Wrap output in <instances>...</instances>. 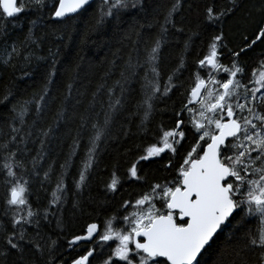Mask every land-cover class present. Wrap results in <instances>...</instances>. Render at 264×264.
I'll return each mask as SVG.
<instances>
[{
	"label": "snow or ice",
	"instance_id": "snow-or-ice-1",
	"mask_svg": "<svg viewBox=\"0 0 264 264\" xmlns=\"http://www.w3.org/2000/svg\"><path fill=\"white\" fill-rule=\"evenodd\" d=\"M88 3L89 0H51L50 5L49 0H0V37L8 35L9 25L22 27L20 17L29 11L47 12L51 21L66 22L74 19L73 14L78 15ZM103 4L107 11L102 8L98 24L105 17L112 16L113 10L135 9L138 5L143 8V0H103ZM229 5L217 10L212 4L204 9L206 23L220 25L221 28L219 34L211 37L207 51L194 62L195 71L191 73V82L187 86L180 80L182 72L187 70L183 57L163 84L157 66L169 26L176 32L184 31L183 27H177L178 23H184L183 18L180 21L175 18L180 11L181 0H173L170 7L159 10L163 15L162 21H155L160 27L159 38L154 41V46L145 49L147 56L143 63L139 59L133 63L129 54L126 62L129 74L121 71V80L115 84L120 86L123 97L127 91L124 85L137 74V69L147 66L141 85L143 99L137 104V108L143 110L141 127L145 133L148 131L146 124L156 111L155 101L171 99L177 93L182 99L178 107L175 103L172 106L173 127L165 129L161 124L160 135L154 143L146 146L135 144L126 149L129 153H137L126 170V179L148 184L147 174L141 175L145 164L158 162L155 158H162V154H170L163 168L174 169V175L172 179L151 183L147 191L134 197L129 194L130 198L123 200L117 212L102 227L96 222L89 223L81 234L73 236L69 246H83V249L71 264H203L204 254L220 239L222 225L233 221L235 225L229 235L232 243L218 253L217 264H264V59L252 69L247 82H244L246 70L239 63L240 57L258 41L264 43V16L255 21L249 13L244 21L256 24L255 38L250 39L242 33L243 46L239 50L228 49L222 26L227 18L236 15L240 0H229ZM29 24L23 41H13L10 45L5 42V66L16 67L11 61L14 56L21 55V48L26 42L39 47L33 38L36 21H29ZM196 35L199 33L193 32L189 36L185 42L186 50L191 46L192 36ZM224 49H228L229 64L222 62ZM133 51L138 53L135 48ZM24 59L29 61L27 56ZM55 63L53 60V70L48 73L43 90L20 105L18 116L21 123L31 104L35 105L37 115L47 116L52 111L57 96L49 86L54 83ZM112 64L115 66V61ZM72 89L70 82L66 85L60 107L53 115V123L46 130H40L41 137H49L64 120V104ZM114 93V88L108 89L109 100L103 123L94 120L91 124V146L75 181L80 191L86 187L89 170L97 163L99 142L106 137L114 115L124 107L121 97L112 98ZM96 95L93 93L94 98ZM7 98L5 95L4 99ZM13 110H16L15 106ZM80 120V128L86 127L88 118L82 115ZM186 129L191 131L194 143L177 164L174 159L187 138ZM20 131L14 126L11 128L14 134ZM27 135L30 136L31 132ZM80 135L77 130L72 152L61 168L70 166L69 161L79 147ZM123 135L127 138L132 133L129 129ZM16 141L17 135H12L10 140L0 144L3 215L8 218L7 225L0 221V258L5 264L9 257H12L11 264H35L34 253L43 254L44 251L40 243L44 239L41 236V220L51 223L49 216L56 215L51 209L59 210L65 200L64 174L57 179L43 214L40 209L33 210L29 202L30 181L25 178L28 169L24 161L17 158L21 149H10V144ZM24 141L25 137H19L20 143ZM44 143V139H40L41 148L32 158L33 175H39L36 169L43 159ZM24 150L27 151L26 145ZM44 177L49 179V172L46 171ZM124 182L117 173V166H114L106 189L119 193ZM253 220L256 222L254 227L251 226ZM59 224L58 220L57 226ZM29 227L34 232H29ZM55 244V240L50 241L49 251ZM49 264H52L51 260Z\"/></svg>",
	"mask_w": 264,
	"mask_h": 264
},
{
	"label": "trees",
	"instance_id": "trees-1",
	"mask_svg": "<svg viewBox=\"0 0 264 264\" xmlns=\"http://www.w3.org/2000/svg\"><path fill=\"white\" fill-rule=\"evenodd\" d=\"M172 2L173 0H143L142 9L138 5L135 9L113 10V15L105 17L99 24L97 21L102 8L107 11L103 0L94 1L78 15H74V19L66 22L51 21L47 12L29 11L20 17L22 27L13 28L9 25L8 35L0 37V144L10 140L12 135H17V141L10 144V149L16 150L17 147L21 149L17 158L22 159L28 169L25 178L30 181L29 202L33 210L40 209L41 215L43 214L42 210L48 206L52 198L51 192L56 187L57 179L64 174L65 200L59 210L51 209L56 212V215L49 216L51 223L41 220V236L44 239L40 240V243L44 251L43 254L34 253L35 264H49V260L52 264H71L74 258L82 254L83 246L69 249L68 242L73 236L81 234L87 224L96 222L102 227L104 222L117 212L123 200L130 198L129 194L134 197L147 191L148 185L153 182L165 178L172 179L174 169L169 171L163 168L170 154H162V158H155L158 162L145 164L141 175L147 174L148 184L128 181L126 170L136 159L137 153H129L126 149L135 144L146 146L154 143L160 135L161 124L165 129L173 127L172 106L175 103L178 107L182 97L177 93L172 95L171 99L155 101L156 111L149 118L146 124L148 131L145 133L141 127L143 110L138 109L137 104L143 99L141 85L147 66L137 69V74L131 76L129 83L124 85L127 91L123 97L120 86L115 84L117 80H121V71L129 74L126 70L129 54L132 55L133 63L137 59L143 63L147 56L145 49L154 46V41L159 38L160 27L155 23L163 19L159 10L170 7ZM49 4L51 5V0ZM212 4L217 10L230 6L229 0H181L180 11L175 18L177 21L183 18L184 23H178L177 27H183L184 31L176 32L169 26V31L162 41L157 64L162 84L177 68L181 57L186 61L187 70L182 72L180 80L186 86L191 82L189 77L195 71L194 62L207 51L211 37L219 34L221 28L220 25L206 23L204 19V9ZM262 9L264 0H240V8L236 15L227 18L222 26L228 49L239 50V47L243 46L242 33L247 34L250 39L255 38L256 24L245 23L244 18L251 13L252 19L259 21L264 16ZM32 20L36 21L33 38L37 40L39 47L26 42L21 48V55L14 56L11 61L16 67L5 66L3 64L6 58L5 42L10 45L13 41H23L30 27L29 21ZM193 32H198L199 35L192 36L191 46L186 50L185 42ZM134 48L138 53L133 51ZM228 49H224L225 55L222 57L225 64L231 61L227 54ZM25 56L29 57L30 62L25 61ZM37 57L44 59L38 60ZM262 59L264 43L259 41L240 57L239 63L247 74L244 82H247L252 69L257 67ZM53 60L56 61L54 66L56 75L53 77V85L49 87L55 91L57 100L52 111L47 116L37 115L35 105L31 104L21 123L18 116L20 105L25 100H30L33 94H39L43 90L48 73L53 70ZM113 61L115 66L112 64ZM25 72L29 75H24ZM70 82L73 89L64 104L66 108L64 120L49 137H41L40 130H46L53 123V115L60 107L66 93V85ZM100 85L104 87L99 88ZM109 88L115 89L112 98L121 97L124 107L114 115L106 137L99 142L96 149L97 163L89 170L86 187L80 191L76 188L75 181L79 178L82 162L86 158L87 149L91 146L89 142L93 134L91 124L94 120L103 123L109 100ZM93 93H97L95 98ZM5 95L8 96L7 100L4 99ZM77 100L80 101L79 104L76 103ZM82 115L88 118L84 128H80ZM13 126L21 130L19 134L11 132ZM129 129L132 135L125 138L123 132ZM77 130L81 133L79 147L69 161L70 166L61 168L72 152ZM186 131L187 138L182 142L183 147L179 149V155L174 159V163L177 164L189 146L194 143L191 131L187 129ZM29 132L30 136L27 135ZM21 136L25 137L24 143L19 142ZM40 139L45 141L44 155L36 169L39 175H33L32 158L37 156L41 148ZM25 145L27 151L24 150ZM114 166H117L118 175L125 181L119 193L115 194L106 189ZM46 171L49 172L47 180L44 177ZM3 195L4 189L0 185V221L7 225L8 218L3 215ZM255 223L253 220L251 226L254 227ZM234 225L235 221L222 226L220 239L204 254L203 264H217L218 253L232 243L229 235L233 232ZM29 232H34V229L29 227ZM51 240H55L56 244L49 251ZM11 261L12 257H9L7 264H11ZM0 264H5L3 258H0Z\"/></svg>",
	"mask_w": 264,
	"mask_h": 264
},
{
	"label": "water",
	"instance_id": "water-1",
	"mask_svg": "<svg viewBox=\"0 0 264 264\" xmlns=\"http://www.w3.org/2000/svg\"><path fill=\"white\" fill-rule=\"evenodd\" d=\"M94 1H96V0H89V3L85 6V8L88 7L90 4H92ZM85 8H84V9H85ZM82 10H83V9H81L80 12H81ZM74 15H76V14H73V16H74ZM226 223H227V222H226ZM226 223H225V224H226ZM222 226H224V225H222ZM73 247H74V246L70 247V249H72Z\"/></svg>",
	"mask_w": 264,
	"mask_h": 264
},
{
	"label": "bare ground",
	"instance_id": "bare-ground-1",
	"mask_svg": "<svg viewBox=\"0 0 264 264\" xmlns=\"http://www.w3.org/2000/svg\"><path fill=\"white\" fill-rule=\"evenodd\" d=\"M60 169V168H59ZM70 249V248H69Z\"/></svg>",
	"mask_w": 264,
	"mask_h": 264
}]
</instances>
